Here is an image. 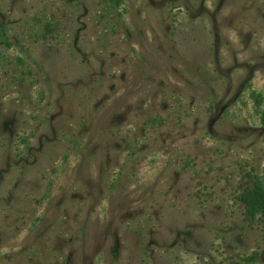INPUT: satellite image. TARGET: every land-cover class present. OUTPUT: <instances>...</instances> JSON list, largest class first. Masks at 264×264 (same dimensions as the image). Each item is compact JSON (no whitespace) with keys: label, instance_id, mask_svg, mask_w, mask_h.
I'll use <instances>...</instances> for the list:
<instances>
[{"label":"rangeland","instance_id":"374dc122","mask_svg":"<svg viewBox=\"0 0 264 264\" xmlns=\"http://www.w3.org/2000/svg\"><path fill=\"white\" fill-rule=\"evenodd\" d=\"M260 111L264 0H0V264H264Z\"/></svg>","mask_w":264,"mask_h":264},{"label":"trees","instance_id":"16d2710c","mask_svg":"<svg viewBox=\"0 0 264 264\" xmlns=\"http://www.w3.org/2000/svg\"><path fill=\"white\" fill-rule=\"evenodd\" d=\"M110 1L116 4L120 2V0ZM253 93L254 92L251 93L252 96L255 94ZM254 100L258 103L260 99L257 95H254ZM260 116L264 122V111H260ZM262 176L263 179L255 181L253 188L248 190L243 197L244 202L247 205L246 212L249 216H253L257 212L264 214V168L262 171Z\"/></svg>","mask_w":264,"mask_h":264}]
</instances>
